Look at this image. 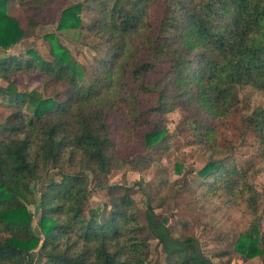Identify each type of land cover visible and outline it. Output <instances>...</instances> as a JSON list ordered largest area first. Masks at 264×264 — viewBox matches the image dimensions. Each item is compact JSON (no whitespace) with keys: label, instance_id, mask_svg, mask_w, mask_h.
<instances>
[{"label":"trees","instance_id":"obj_1","mask_svg":"<svg viewBox=\"0 0 264 264\" xmlns=\"http://www.w3.org/2000/svg\"><path fill=\"white\" fill-rule=\"evenodd\" d=\"M51 1L20 0L27 19L22 28L8 13V0H0V50L8 51L45 25L44 11ZM151 1L77 2L64 8L56 28L43 35L48 58L33 50L26 59L0 57V102L8 112L0 122V264H26L33 254L42 259L38 264H155L149 260V234L158 239L166 264L210 263L193 238H173L168 220H158L150 207L147 226L142 225L129 189L109 184V173L119 165L102 99L116 74L117 82L131 79L144 94L157 92L148 112L168 113L184 97L189 103L228 110L239 92L264 95V0H161L158 26L147 33L153 28L148 21ZM84 10L91 17L86 26ZM68 31L108 43L105 56L95 62L90 85H81L84 69L58 37ZM135 37L144 46L140 56L128 50V40ZM162 63L165 75L157 81L158 90L150 89L146 81ZM30 72L64 85L63 91L45 97L17 90L12 80ZM243 120L255 134L264 167V105L251 107ZM182 123L208 152L206 163L194 172L200 179L196 188L219 197L227 208L238 207L249 226L234 251L244 259L258 256L264 264V199L253 183L262 166L239 169L229 155L216 156L222 153L212 128L190 117ZM166 136L155 126L143 141L147 148H161ZM51 170L58 180L46 179ZM180 185L190 189L186 179ZM93 190H105L108 200L87 209ZM28 204L39 207L37 232ZM187 249L189 254L172 258Z\"/></svg>","mask_w":264,"mask_h":264},{"label":"rangeland","instance_id":"obj_2","mask_svg":"<svg viewBox=\"0 0 264 264\" xmlns=\"http://www.w3.org/2000/svg\"><path fill=\"white\" fill-rule=\"evenodd\" d=\"M85 0H53L44 11L46 24L37 28L33 34L13 46L8 51L0 50V57L13 54L27 58L29 50L35 51L44 58H48V43L43 35L56 28L60 13L64 8ZM161 0H152L149 4L148 21L153 26L152 33L158 26L161 17ZM8 13L15 17L25 28L27 25L26 12L20 6V0H8ZM89 13H82L83 23L90 22ZM144 31V30H142ZM61 43L69 49L75 63L84 69L81 85L92 84V71L98 58L104 57L108 43L101 38L88 33L73 31L58 33ZM138 37L128 40L129 52L142 55ZM128 56V53L126 54ZM166 64H160L152 73L147 83L150 89L158 90V80L165 75ZM128 76V75H127ZM119 75L112 76V87L103 96L106 104V123L109 127V141L114 158L119 167L109 173V184L120 185L129 189V193L139 210V220L147 226V215L150 207L157 219L168 220V231L173 238H193L203 256L209 264H262L260 257L244 259L235 253L234 243L238 236L248 229V219L244 217L237 206L227 208L219 197L207 193L204 188H196L199 178L194 172L200 169L208 159V152L199 144L197 137L191 130L185 129V117L197 119L213 129L217 142V150L222 153L216 156L229 155L239 166V169L261 168L259 150L255 134L243 120L251 107L264 105V95L247 89L236 94V102L231 109L224 106L212 108L202 101L187 102V97L178 102L176 107L168 113L148 112L155 106L158 94H144L135 87L131 79L126 78V84L117 82ZM19 91H37L45 97L55 96L63 91L64 85L54 84L37 72L21 74L12 80ZM3 83L0 81V84ZM119 83V84H118ZM129 94L135 96V103ZM170 95H172L169 92ZM178 99V98H177ZM169 101L175 104L174 100ZM111 105V106H109ZM245 106V108H243ZM8 115L5 105L0 102V122ZM165 130L162 147L147 148L144 135L155 128ZM254 179L256 190L263 194L264 199V167ZM261 170V169H260ZM179 171V172H177ZM54 170L48 171V181L58 180ZM187 180L190 189L181 188L183 180ZM43 178L37 180L42 184ZM179 185V187H178ZM108 200L105 190H93L88 194L85 203L87 209ZM39 195L35 202L38 204ZM37 204H28L33 214V230H38L40 211ZM264 230V214L261 221ZM149 234V233H148ZM149 260L155 264H166V255L162 251L156 236L149 234ZM190 250L176 252L172 258L189 254ZM42 262L37 254L29 256L26 264Z\"/></svg>","mask_w":264,"mask_h":264}]
</instances>
